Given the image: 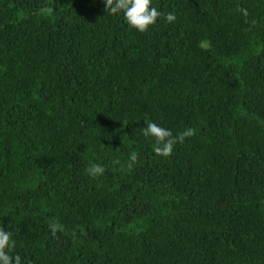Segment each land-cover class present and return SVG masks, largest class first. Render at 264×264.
Instances as JSON below:
<instances>
[{"label": "trees", "instance_id": "16d2710c", "mask_svg": "<svg viewBox=\"0 0 264 264\" xmlns=\"http://www.w3.org/2000/svg\"><path fill=\"white\" fill-rule=\"evenodd\" d=\"M153 5L177 19L140 33L104 0H0V226L23 264H264V0ZM144 120L195 134L158 156Z\"/></svg>", "mask_w": 264, "mask_h": 264}, {"label": "clouds", "instance_id": "9594fccd", "mask_svg": "<svg viewBox=\"0 0 264 264\" xmlns=\"http://www.w3.org/2000/svg\"><path fill=\"white\" fill-rule=\"evenodd\" d=\"M107 6V12L110 15L123 13V18L130 28L135 29L140 33L147 32L149 28L158 22V19H165L167 23H174L177 19L173 12H161L153 5V0H104ZM243 14L247 16V10L242 9ZM146 126L143 127V135L153 138L156 141L154 152L158 156H170L174 151L175 145L182 143L186 137L195 134V129L187 128L178 136H173V133L159 125L154 121L144 120ZM139 159V154L132 151L128 157L127 167L131 169ZM105 167L101 164L92 163L86 168V174L89 177L96 178L103 176ZM53 234L58 230V225L50 226ZM15 247L13 234L11 231L0 226V264H23V259L19 254H12V249Z\"/></svg>", "mask_w": 264, "mask_h": 264}]
</instances>
